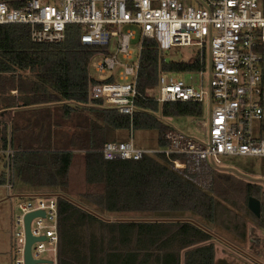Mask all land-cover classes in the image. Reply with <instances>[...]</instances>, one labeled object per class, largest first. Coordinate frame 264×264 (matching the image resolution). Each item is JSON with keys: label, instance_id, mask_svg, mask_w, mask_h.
<instances>
[{"label": "trees", "instance_id": "1", "mask_svg": "<svg viewBox=\"0 0 264 264\" xmlns=\"http://www.w3.org/2000/svg\"><path fill=\"white\" fill-rule=\"evenodd\" d=\"M80 33V27L70 26L64 42L36 43L27 25L0 26V108L34 107L23 111L22 125L12 124L9 129L8 122L0 123V147L10 144L15 149L17 179L63 194L58 195V264H182V256L183 264H215V245L208 242L212 229L191 219L219 224L245 240L244 212L264 230V190L256 182L206 161L200 169L187 167L181 172L165 154L139 160L104 158L109 128L156 129L160 145L166 146L171 128L157 114L196 117L204 113V106L138 98L133 118L101 107V100L90 98L89 90L97 81L90 76V64L102 49L83 45ZM163 54L155 39H144L138 79L144 94L156 84L161 69L192 72L206 64V53L202 61L198 55L189 61H166ZM12 90H18V96ZM56 102H64L65 114L89 111L96 115L78 125L84 130L75 134L73 148L78 145L79 151L57 149L48 138L52 125L39 106ZM76 153L85 157L86 189L78 195L69 187ZM250 196L261 200L260 217L248 207ZM105 212L141 215L109 220L103 217Z\"/></svg>", "mask_w": 264, "mask_h": 264}, {"label": "built area", "instance_id": "2", "mask_svg": "<svg viewBox=\"0 0 264 264\" xmlns=\"http://www.w3.org/2000/svg\"><path fill=\"white\" fill-rule=\"evenodd\" d=\"M4 24L29 26L36 43L64 42L70 26L80 27L82 44L102 49L92 58H98L96 71L111 74L104 80L94 78L97 81L90 86V98L101 100L102 107L133 118L137 99L144 98L161 104L201 103L208 113L200 120L205 130L201 139L170 130L168 144L157 150L137 147L133 137L110 140L102 148L105 159L165 154L181 172L187 167L200 169L205 161L224 169L222 156L264 159V0H0V26ZM137 36L140 52L133 59L131 45ZM145 38L155 39L163 53L194 46L201 61L206 53L204 67L192 72L208 69L209 86L196 87L177 72L161 69L156 84L148 93L141 92L138 79ZM2 112L0 108V123L5 122ZM14 154L10 144L0 147V185L8 192L15 187ZM15 196L26 198L18 202L13 219L17 229L12 264H26V215L38 210L45 215L35 216L30 229L33 236L44 239L31 246L37 260L33 264H58V195L9 192L8 199Z\"/></svg>", "mask_w": 264, "mask_h": 264}, {"label": "rangeland", "instance_id": "3", "mask_svg": "<svg viewBox=\"0 0 264 264\" xmlns=\"http://www.w3.org/2000/svg\"><path fill=\"white\" fill-rule=\"evenodd\" d=\"M131 29H138L137 26L128 25ZM139 36L132 41L131 50L134 53L133 59H136L140 52ZM198 49L194 46H182L174 47L171 50L164 52L163 57L166 61L182 60L189 61L196 56ZM98 58H94L90 64V76L99 80L108 78L111 74L97 72L94 65ZM129 62L131 60H128ZM29 73V72H28ZM178 77L183 78L187 83L196 87L203 86L207 88L209 86L210 74L206 69L202 72H179ZM13 91V90H12ZM14 96L18 94L11 93ZM3 99L7 96L2 95ZM89 105H92L91 103ZM102 107V106H101ZM23 109L22 106H16L8 109V115L12 119L8 120L9 129L12 124H23L24 121L19 119L18 113ZM96 115L86 111L81 115L78 111L74 113L73 125L78 128V135L84 130L78 127L80 121L86 122L89 118H95ZM158 118L166 125L170 126V130L182 132L195 139H201L205 135V130L200 123L202 118H206L208 113L205 112L202 116H163L160 113L157 114ZM100 122L101 120L98 119ZM22 122V123H18ZM82 123V122H81ZM106 132V140H130L133 137L134 143L137 147L146 149H161L159 143V131L156 129H113L109 128ZM77 137V136H76ZM78 144V141H76ZM74 145V144H73ZM74 148L78 149V145ZM79 153V152H78ZM83 153V151H82ZM84 155L77 154L74 158V163L71 167L70 174V190L74 195H78L86 189L85 182V167H84ZM221 164L225 168H234L240 174L255 178L256 181H252L246 177H242L240 174L231 170L223 169L226 172H232L246 180L256 182L263 187L264 190V159L259 156L252 155H229L221 157ZM14 194H42L47 192H56L52 189H46L42 187H34L23 183L19 179L15 180V187L9 191ZM8 190L0 185V264H12L13 253L15 251V243L13 241V232L17 229L13 224V219L19 211L18 202L26 197L15 196L12 201L8 199ZM106 219L109 220H123L132 219L141 215L137 212H121V213H104ZM241 215L245 216L247 222V237L245 240L235 237L226 229L222 228L219 224L212 226L208 221L202 218L195 217L196 220L205 226L212 229L213 238L208 241L215 245V264H257L258 262L264 263V230H262L256 222L244 212ZM184 262V256H182V264Z\"/></svg>", "mask_w": 264, "mask_h": 264}, {"label": "crops", "instance_id": "4", "mask_svg": "<svg viewBox=\"0 0 264 264\" xmlns=\"http://www.w3.org/2000/svg\"><path fill=\"white\" fill-rule=\"evenodd\" d=\"M65 103L71 106L77 105V103L74 101H66ZM63 104L64 102H56V103L45 104V105L39 106V108L43 109L42 110L43 118L46 119L48 123H51L52 125V130L48 138L52 140V142L54 143V146L57 149L79 151V149L73 148V144L75 142V136H76L75 134L78 133L77 125L76 126L73 125V121L75 118L74 112L71 111V113L67 112L65 114L63 110L61 109V106ZM22 107L23 109L19 111L18 116H19V119L24 121L23 111H26L34 107H24V106ZM2 111H3L2 115H3L4 121L8 122L9 120L10 122V119L12 118L10 117V115H8V109H2ZM18 123H22V122H18ZM47 193H55V192H47ZM14 195H32V193L30 194L17 193Z\"/></svg>", "mask_w": 264, "mask_h": 264}, {"label": "water", "instance_id": "5", "mask_svg": "<svg viewBox=\"0 0 264 264\" xmlns=\"http://www.w3.org/2000/svg\"><path fill=\"white\" fill-rule=\"evenodd\" d=\"M227 170H231L233 172H236L237 174H240L236 169L234 168H224ZM242 177H246L252 181H256L255 178H251V177H247L244 176L242 174H240ZM57 195H63L61 193H56ZM248 207L249 209L257 216L260 217L261 216V210H262V203L261 200L255 196H250L248 199ZM37 215H45V212L42 210H38V211H33L30 212L26 215V230H27V245H26V251H25V255H26V264H33L35 262H37V260H35L32 257V253H31V246L32 244L38 240V239H44V237L42 238H37L35 236L32 235L31 233V229H30V224H31V220L37 216ZM120 220V219H118ZM192 222L201 225L200 223H198L197 221L191 219Z\"/></svg>", "mask_w": 264, "mask_h": 264}]
</instances>
